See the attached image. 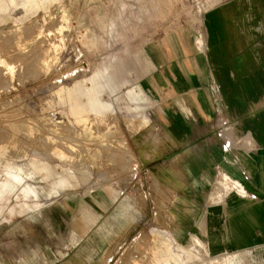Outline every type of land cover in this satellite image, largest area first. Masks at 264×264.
<instances>
[{
  "label": "rangeland",
  "instance_id": "rangeland-1",
  "mask_svg": "<svg viewBox=\"0 0 264 264\" xmlns=\"http://www.w3.org/2000/svg\"><path fill=\"white\" fill-rule=\"evenodd\" d=\"M223 1L0 0V264L227 263L193 208L242 196L230 166L257 149L204 59L202 20ZM74 89L99 103L82 121ZM208 149L228 162L208 169ZM248 255L264 264V246Z\"/></svg>",
  "mask_w": 264,
  "mask_h": 264
},
{
  "label": "crops",
  "instance_id": "crops-1",
  "mask_svg": "<svg viewBox=\"0 0 264 264\" xmlns=\"http://www.w3.org/2000/svg\"><path fill=\"white\" fill-rule=\"evenodd\" d=\"M202 25L205 37L201 41L208 72L225 105L232 115L239 116L257 149H239L243 154L241 163L237 160L236 166H230L235 179L244 186L240 192L247 191V196L234 192L212 203L206 198L202 203L196 201L193 208L203 219V247L210 259L246 264L247 259L250 260L248 253L264 246V143L258 141L253 128L259 116L254 120L249 109L252 103L261 101L258 110L264 116V0H224L205 13ZM255 88L260 92L253 97ZM237 89L246 90L243 99L233 97ZM70 100L71 109L75 108L74 112L83 116L89 110H97L99 104L94 94L88 103H83L79 89L70 92ZM83 116L75 117L82 121ZM204 153L208 169L211 164L228 162L221 151L213 149L200 153L198 159H202ZM192 212V208L183 203H178L173 211L181 222L193 218Z\"/></svg>",
  "mask_w": 264,
  "mask_h": 264
},
{
  "label": "bare ground",
  "instance_id": "bare-ground-1",
  "mask_svg": "<svg viewBox=\"0 0 264 264\" xmlns=\"http://www.w3.org/2000/svg\"><path fill=\"white\" fill-rule=\"evenodd\" d=\"M25 27H26V26H25ZM26 30H27V29H26ZM27 31H28V30H27ZM6 36H7V34H6ZM1 38H2V37H1ZM1 38H0V39H1ZM7 38H8V37H7ZM9 39H10V37H9ZM5 40H7V39H5ZM5 40H1V41L4 42ZM9 41H10V40H9ZM5 42H7V41H5ZM45 44H46V43H45ZM39 47H40V46H39ZM46 47H47V46H46ZM17 54H18V53H17ZM19 54H21V53H19ZM35 55H36V54H35ZM16 56H17V55H16ZM16 56H15V57H16ZM18 56H19V55H18ZM18 56H17V57H18ZM24 56H25V55H24ZM29 56H30V55H29ZM36 56H37V55H36ZM15 57H14V58H15ZM38 57H39V56H38ZM18 58H19V57H18ZM16 59H17V58H16ZM21 59H22V58H21ZM21 59H20V61H22L24 58H23L22 60H21ZM26 59H30V58H27V57H26ZM31 59H32V57H31ZM33 59H34V58H33ZM17 60H18V59H17ZM10 61H11V60H10ZM15 61H16V60H15ZM28 62H29V61H28ZM35 62H36V61H35ZM1 63L4 64V67H5L4 70H6L7 73H8V72H9V73H10V72H14V70H13L14 67H13V66L8 65V64H6V63H4V62H1ZM30 63H31V61H30ZM30 63H29V64H30ZM22 64H23V63H22ZM27 64H28V63H26V65H27ZM31 64H32V63H31ZM33 65H34V64H33ZM18 66H19V64H18ZM36 67H37V66H36ZM24 69H25V68H24ZM24 69H23V70H24ZM1 70H3V69H1ZM20 70H21V69H19V71H20ZM23 70H22V71H23ZM26 70H27V69H26ZM30 70H31V68H30ZM32 70H33V69H32ZM27 71H28V70H27ZM3 72H4V71H3ZM15 73H16V72H15ZM1 74H2V73H1ZM5 75H7V74H5ZM8 75H9V74H8ZM0 77H1V76H0ZM4 77H5V76H4ZM8 78H9V77H8ZM2 80H3V79H2ZM66 98H68V101H69V108H70V112H71V114H72V115H75L77 118H78V117H82L83 114H81V113H77V112H74L75 108H74L73 110L71 109V105L73 106V103L70 105V101H71V100H70V94H68ZM75 111H76V110H75ZM48 158H49V157H48ZM48 158H47V159H48ZM53 160H54V159H53ZM47 161H48V160H47ZM54 161H55V160H54ZM48 162H49V161H48ZM48 162H47V163H43V164H41V166H38L39 168H41L43 171L46 172V176L50 175V174L54 171V168L50 165L51 162H50V163H48ZM54 163H55V162H54ZM59 164H60V163H59ZM61 165H62V164H61ZM74 174H75V173H74ZM216 179H217V178H216ZM218 185H219V184H218ZM218 185H217V186H218ZM220 187H221V186H220ZM222 187H223V186H222ZM218 188H219V187H218ZM218 188H217V190H218ZM218 191L221 192V188H220ZM218 191H217V192H218ZM90 194H91V193H90ZM91 195H92V194H91ZM115 195H116V194H115ZM111 196H112V195H111ZM117 196H118V195H117ZM88 197H89V196H88ZM98 198L100 199V197H98ZM92 200H93V199H92ZM88 201H89V200H88ZM96 201H97V200H96ZM101 201H102V200H101ZM86 203H87V202H86ZM101 203H103V201H102ZM92 206H93V205H92ZM107 206H108V205H107ZM93 207H94V206H93ZM95 207L97 208L96 205H95ZM99 207H101V206H99ZM96 208H95V209H96ZM104 209H105V208H104ZM123 211H124V210H123ZM124 214H125V213H124ZM114 215H115V214H114ZM107 230H108V229H107ZM109 232H112V231H109ZM96 234H97V233H96ZM101 235H102V233H101ZM98 236H99V235H98ZM104 237H105V236H104ZM100 238H101V237H100ZM199 249H200V248H199Z\"/></svg>",
  "mask_w": 264,
  "mask_h": 264
},
{
  "label": "built area",
  "instance_id": "built-area-1",
  "mask_svg": "<svg viewBox=\"0 0 264 264\" xmlns=\"http://www.w3.org/2000/svg\"><path fill=\"white\" fill-rule=\"evenodd\" d=\"M243 188V187H242ZM242 193V192H241ZM243 194V196H247L248 195V193H247V191H246V193H242Z\"/></svg>",
  "mask_w": 264,
  "mask_h": 264
}]
</instances>
